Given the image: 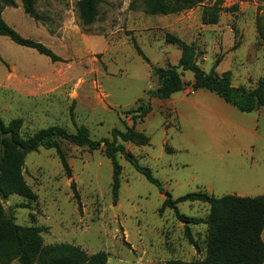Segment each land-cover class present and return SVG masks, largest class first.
I'll return each mask as SVG.
<instances>
[{
  "label": "rangeland",
  "instance_id": "374dc122",
  "mask_svg": "<svg viewBox=\"0 0 264 264\" xmlns=\"http://www.w3.org/2000/svg\"><path fill=\"white\" fill-rule=\"evenodd\" d=\"M77 1L36 0L37 20L25 12L21 0L3 9L9 26L60 58L53 61L0 34L4 122L20 119L23 138L52 125L69 132L83 125L94 139L113 140L114 128L133 126L148 140L124 142L125 149L151 168L174 198L199 190L218 197L263 195L264 126L259 138L240 126L264 118V105L242 112L215 92L194 89L191 71L182 75V91L159 99L153 95L159 79L152 66L178 64L182 48L167 41L172 34L194 45L204 72L219 60L217 73L229 71L233 85L255 88L264 76V40L258 29L264 25V0H201L192 7L175 6L168 14H153L140 0H101L99 16L89 26L80 22ZM216 3L222 8L218 22H204V7ZM133 39L148 61L138 54ZM142 104L151 111L134 120ZM60 144L70 174L55 149L40 148L27 155L23 170L35 199L0 195L4 212L16 224L41 227L44 245L69 243L89 254L104 251L107 264L205 258L208 224H190L200 246L197 252L173 210L160 213L165 194L123 154H118L122 174L115 202L113 165L104 148L91 150L65 140ZM178 207L188 216L208 218L210 213V204L201 201H183Z\"/></svg>",
  "mask_w": 264,
  "mask_h": 264
},
{
  "label": "trees",
  "instance_id": "16d2710c",
  "mask_svg": "<svg viewBox=\"0 0 264 264\" xmlns=\"http://www.w3.org/2000/svg\"><path fill=\"white\" fill-rule=\"evenodd\" d=\"M153 14H168L174 7H192L201 0H140ZM24 10L34 19H41L36 9V0H21ZM101 0H78L76 8L82 26L93 24L99 16ZM15 0H0V34L9 37L13 42L37 50L50 57L53 61L60 58L47 46L33 39L25 38L9 26L2 18V11L6 6H12ZM222 8L218 3L205 6L202 13L204 22L217 23ZM259 25V33L264 40V25ZM170 43L181 46L182 52L177 65L161 67L152 66V72L158 76L159 84L153 95L159 99H168L174 93L185 88L182 77L184 71L193 72L194 89H206L217 93L227 103L242 112H252L258 106L264 105V76L260 77L257 86L248 90L245 86L232 84L231 72L219 74L215 71L219 60L210 72H204L197 64L193 44L180 40L177 36L167 34ZM133 45L138 54L148 61L147 56L133 39ZM181 68V69H180ZM151 111L150 105H140L136 109L137 115L144 118ZM22 121L13 119L8 124L0 115V195L8 198L20 195L33 200L36 195L27 184L23 170L29 153L40 148L55 149L63 167L70 174V167L60 141L65 140L77 146H85L91 150L104 148L105 155L111 159L113 165L112 192L114 201L118 200L121 187L122 167L118 161V154L125 158L145 178L156 185L165 199L160 207L162 214L166 209L174 212L177 220L184 224V231L188 242L197 252H200L198 241L193 235L190 224L207 223L209 235L205 258L191 262L169 260L165 264H263L264 241V195L254 197L239 195H224L221 197L206 191L187 193L174 198L164 188L163 182L156 177L151 168L139 164L134 154L125 149L124 142L144 144L148 137L144 132L137 131L132 126L126 131L117 128L112 130L113 140L107 138L94 139L89 129L83 125L77 126L76 131L69 132L63 127L52 125L42 128L33 135L23 138L20 134ZM118 139L121 141L118 142ZM183 201H201L210 204L208 218L188 216L180 212L178 203ZM12 215L4 212L0 203V264H107L108 255L104 251L89 254L78 246L69 243L44 245L38 226L21 227L14 222Z\"/></svg>",
  "mask_w": 264,
  "mask_h": 264
},
{
  "label": "crops",
  "instance_id": "0c3cea01",
  "mask_svg": "<svg viewBox=\"0 0 264 264\" xmlns=\"http://www.w3.org/2000/svg\"><path fill=\"white\" fill-rule=\"evenodd\" d=\"M261 126H264V118H258L254 121H252V120L247 121V123L241 124L240 128L245 127L247 132H249L252 135V137L259 138L260 133L258 130L261 128ZM253 143L254 142L250 141V145H252ZM251 148H253V146H251ZM239 196H241V195H239Z\"/></svg>",
  "mask_w": 264,
  "mask_h": 264
}]
</instances>
